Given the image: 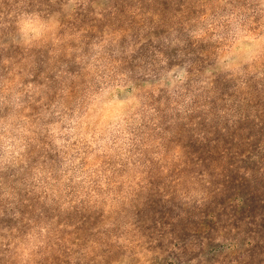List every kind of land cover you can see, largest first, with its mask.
Wrapping results in <instances>:
<instances>
[{
	"label": "clouds",
	"instance_id": "1",
	"mask_svg": "<svg viewBox=\"0 0 264 264\" xmlns=\"http://www.w3.org/2000/svg\"><path fill=\"white\" fill-rule=\"evenodd\" d=\"M229 172L264 190V0H0V264H264Z\"/></svg>",
	"mask_w": 264,
	"mask_h": 264
},
{
	"label": "rangeland",
	"instance_id": "2",
	"mask_svg": "<svg viewBox=\"0 0 264 264\" xmlns=\"http://www.w3.org/2000/svg\"><path fill=\"white\" fill-rule=\"evenodd\" d=\"M165 7H167V5H165ZM224 146L225 147H229V141L225 140V145ZM225 182H226V185L229 187L230 191L239 193V195L243 197V200L246 199L247 194L249 192H253L254 194H257V196L264 198V190H262V186H260V185H255V186L254 185H250V184H248L247 182H244V181H239L238 182V176L235 173H233V172H229L228 173V175L225 177ZM157 204H158V202L154 203L153 205H151L150 211H159L163 215L165 209H163L162 207H158ZM262 205H264V204H262ZM249 210H250V207L243 202V204L240 206V209L238 211L236 220L233 221V224L235 226L239 227L240 223H242L244 220L248 219L250 221L249 225L245 226V230L250 235L254 234L253 238L255 239V243L250 248L245 249V251L254 260L257 257H261V259H264V256H261V254L264 253V243H262V242H264V239L260 238L259 235H256L257 232H255V230L260 225V222L256 223L253 219H250L248 217ZM252 223H255V227L251 226ZM209 226H210V222L209 221H205L204 224H203V227H209ZM196 227H197V231H202L203 230V227H201L199 225L196 226ZM187 231H188L187 225H185L181 229L179 235L182 238H186L185 233ZM212 251L215 252L214 249Z\"/></svg>",
	"mask_w": 264,
	"mask_h": 264
},
{
	"label": "trees",
	"instance_id": "3",
	"mask_svg": "<svg viewBox=\"0 0 264 264\" xmlns=\"http://www.w3.org/2000/svg\"><path fill=\"white\" fill-rule=\"evenodd\" d=\"M245 204L250 207L248 217L255 221V217L257 215L264 214V198L257 196L253 192H249L245 200H243ZM258 211V212H257ZM260 211V212H259ZM257 232L256 235H259L260 238L264 239V218L261 219L260 225L255 230ZM251 251V250H250Z\"/></svg>",
	"mask_w": 264,
	"mask_h": 264
}]
</instances>
